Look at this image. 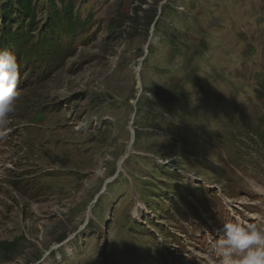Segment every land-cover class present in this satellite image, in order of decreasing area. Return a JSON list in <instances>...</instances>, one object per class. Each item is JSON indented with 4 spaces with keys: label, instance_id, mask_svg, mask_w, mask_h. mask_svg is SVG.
Masks as SVG:
<instances>
[{
    "label": "rangeland",
    "instance_id": "1",
    "mask_svg": "<svg viewBox=\"0 0 264 264\" xmlns=\"http://www.w3.org/2000/svg\"><path fill=\"white\" fill-rule=\"evenodd\" d=\"M72 2V43L10 50L0 264L221 262L224 223L264 232V0Z\"/></svg>",
    "mask_w": 264,
    "mask_h": 264
},
{
    "label": "trees",
    "instance_id": "2",
    "mask_svg": "<svg viewBox=\"0 0 264 264\" xmlns=\"http://www.w3.org/2000/svg\"><path fill=\"white\" fill-rule=\"evenodd\" d=\"M33 2L34 0H8L2 4L0 49L12 50L17 54L24 42L36 38L32 50L36 54L34 58L46 57L58 51L66 40L72 43L79 28L88 24L82 21L79 12L74 11L72 0H59L60 8L54 1L49 0L45 8V25L41 30H37L36 8ZM24 57L27 56L24 54Z\"/></svg>",
    "mask_w": 264,
    "mask_h": 264
},
{
    "label": "clouds",
    "instance_id": "3",
    "mask_svg": "<svg viewBox=\"0 0 264 264\" xmlns=\"http://www.w3.org/2000/svg\"><path fill=\"white\" fill-rule=\"evenodd\" d=\"M18 76L15 55L0 49V135L7 131L8 114L15 111ZM218 231L216 247L222 256L221 264H264V232L255 225L227 222Z\"/></svg>",
    "mask_w": 264,
    "mask_h": 264
},
{
    "label": "bare ground",
    "instance_id": "4",
    "mask_svg": "<svg viewBox=\"0 0 264 264\" xmlns=\"http://www.w3.org/2000/svg\"><path fill=\"white\" fill-rule=\"evenodd\" d=\"M137 71H138V70H137ZM137 71H136V72H137ZM137 84H139V83H137ZM126 157H127V156H124L123 158H121V159L118 161V163H117V164H118V165H117L118 168H120V169L122 168V166H123V164H124V161H125ZM89 213H90V212L88 211L87 214H89ZM218 263L221 264V262H216L215 264H218Z\"/></svg>",
    "mask_w": 264,
    "mask_h": 264
},
{
    "label": "water",
    "instance_id": "5",
    "mask_svg": "<svg viewBox=\"0 0 264 264\" xmlns=\"http://www.w3.org/2000/svg\"><path fill=\"white\" fill-rule=\"evenodd\" d=\"M152 31H153V28H152ZM151 37H152V36H151V34H150V39H151ZM147 47H148V45L146 46V48H147ZM146 48H145V49H146ZM142 61H143V59L140 61V63H141ZM139 93H140V92H139ZM137 101H138V99L135 100V103L133 104V107H135ZM132 118H133V117H132Z\"/></svg>",
    "mask_w": 264,
    "mask_h": 264
}]
</instances>
